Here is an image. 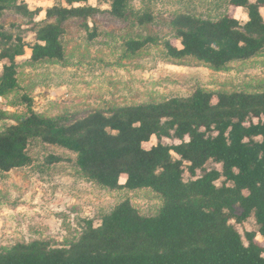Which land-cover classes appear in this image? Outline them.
<instances>
[{
    "label": "trees",
    "instance_id": "obj_1",
    "mask_svg": "<svg viewBox=\"0 0 264 264\" xmlns=\"http://www.w3.org/2000/svg\"><path fill=\"white\" fill-rule=\"evenodd\" d=\"M64 1L67 7L47 10L46 16L58 23L41 28L38 41L29 46L30 57L25 56L24 44L15 49V38L0 35L6 43L0 51V97L27 110L18 117L19 126L0 135V171L9 173L32 162L29 135L37 128L47 133L46 143L77 155L85 181L118 195L150 191L162 205L146 215L130 199H119L101 215L99 226L78 217L73 228L72 220H64L69 247L20 242L9 252H0V264H264V242L257 240L258 234L264 238V91L198 88L187 96L94 112L57 127L34 111V98L20 76L22 68L64 65L61 25L97 11L75 6L88 0ZM104 1L110 2V13L117 18H123L131 4V0ZM194 1L187 13L172 21V36L180 46L166 42L164 59L195 58L221 69L264 51V0H199L197 5ZM17 3L0 0V14L8 4L28 11ZM237 9L247 11L245 23L232 15ZM140 17L141 25L153 20L150 14ZM124 47L130 55L152 52L156 40L134 39ZM164 122L181 143L146 149L144 145L163 131ZM58 160L52 155L49 163ZM209 162L222 170H206ZM252 215L259 229L246 234L245 245L229 222L235 219L241 224Z\"/></svg>",
    "mask_w": 264,
    "mask_h": 264
},
{
    "label": "rangeland",
    "instance_id": "obj_2",
    "mask_svg": "<svg viewBox=\"0 0 264 264\" xmlns=\"http://www.w3.org/2000/svg\"><path fill=\"white\" fill-rule=\"evenodd\" d=\"M17 1V6L27 7L28 11L8 4L0 14V35L15 38V49L20 43L24 44L25 56L30 57L29 46L38 41L41 28L58 23L57 18L46 16L47 10L55 6L67 7V4L64 0ZM186 1L188 3L182 5V0H131L123 18L113 16L110 2L104 0L76 4V7L92 6L97 11L61 25L66 42L64 65L21 69L22 82L34 98V111L52 120L57 127H66L94 112L109 113L168 97L187 96L198 88L264 91V51L252 59L221 69L195 58L166 60L162 57L166 42L180 46V41L172 36V21L187 13L191 0ZM198 2L195 0L194 4ZM261 12L264 17V9ZM143 14H150L152 22L139 24ZM232 15L242 23L248 20L245 9L233 10ZM92 35L96 36L94 40L90 38ZM150 37L156 40L152 52L130 55L124 47L130 40ZM5 44L0 37V51ZM2 70L0 63V77ZM10 102L0 97V135L19 126L18 117L26 115L27 110L15 108ZM46 135L43 130L32 129L29 135L32 162L9 173L0 171V252H9L20 242L38 240L51 248H67L71 237L63 226L64 220H72L73 228H77L74 220L78 217L94 220L99 226L101 215L122 198L130 199L146 215L155 214L161 207L159 198L150 191L118 195L85 181L76 164L77 155L46 143L43 140ZM180 143L169 124L164 122L163 131L144 147L150 149L158 144L172 147ZM52 155L59 160L50 165ZM212 169L222 170V166L209 162L206 170ZM189 177L186 171L185 179ZM229 224L241 235L245 245H248L246 234L259 229L254 215L244 223L232 219ZM257 240L264 242L259 234Z\"/></svg>",
    "mask_w": 264,
    "mask_h": 264
},
{
    "label": "crops",
    "instance_id": "obj_3",
    "mask_svg": "<svg viewBox=\"0 0 264 264\" xmlns=\"http://www.w3.org/2000/svg\"><path fill=\"white\" fill-rule=\"evenodd\" d=\"M263 9H264V8H263ZM263 9H262V10H263ZM262 10H261V11H262Z\"/></svg>",
    "mask_w": 264,
    "mask_h": 264
}]
</instances>
